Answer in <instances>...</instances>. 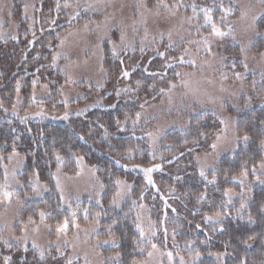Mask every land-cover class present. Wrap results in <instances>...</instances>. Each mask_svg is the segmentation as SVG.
Wrapping results in <instances>:
<instances>
[{
    "label": "rangeland",
    "instance_id": "rangeland-1",
    "mask_svg": "<svg viewBox=\"0 0 264 264\" xmlns=\"http://www.w3.org/2000/svg\"><path fill=\"white\" fill-rule=\"evenodd\" d=\"M38 2L0 0V36L13 39L19 33L32 31ZM63 3L74 16L82 15V21L61 32L51 53L53 65L59 68L62 78L55 83L61 91L60 98L56 101L58 97L53 95L51 100L53 92L48 79L38 82L35 78L28 94L18 91L10 106L0 105V114L65 122L71 116L105 105L104 95L111 92L117 95L123 88H129L125 80L131 66L125 61L119 64L123 79L117 76L113 89H107V57L121 63V53L129 51L133 53L131 62L144 56L148 65L152 56L159 55L160 65L156 69L161 81L154 87L159 95L139 111L145 120L153 160L137 167L144 172L151 194H159L162 208L173 203L170 199L173 193L160 188L154 178L162 158L159 143L165 132L186 126L191 117L200 114L219 125L210 149L196 155L199 174L206 179L214 178L220 159L247 141V135L237 129L238 113L253 104L264 105V0H64ZM16 10L20 12L19 18L13 14ZM42 13L40 18L47 20V9ZM114 77L115 73L108 86ZM262 152V158L250 167V173L233 177L240 190L234 187L225 190L226 212L215 213L207 220L230 215L229 207H235L233 214L240 213L251 199L252 187H264V144ZM24 161L16 150L0 156V261L3 252L13 245H30L42 256L54 253L53 260L63 264H106L110 259L117 260V252L101 250L102 246L113 244V238L99 237L95 221H76L71 207L72 202L101 203L105 185L97 167L78 156L74 170L61 167L53 170V187L62 205L71 211V218L52 224L45 214L39 216L37 210L35 218L22 212L25 200L40 199L50 189L45 181L33 175L28 180L32 194L24 192ZM115 188L110 197L113 206L129 196L131 185L121 178ZM107 201L110 202L109 198ZM137 212L136 225L147 248L133 264H188L168 243L166 221L162 218L156 226L145 202L139 204ZM155 236H162L158 239L161 243Z\"/></svg>",
    "mask_w": 264,
    "mask_h": 264
},
{
    "label": "trees",
    "instance_id": "trees-1",
    "mask_svg": "<svg viewBox=\"0 0 264 264\" xmlns=\"http://www.w3.org/2000/svg\"><path fill=\"white\" fill-rule=\"evenodd\" d=\"M63 2L39 0L32 31L19 33L13 39L0 36V105L10 106L18 91L28 94L35 78L38 82L48 79L53 92L51 100L53 95L58 97L56 101L60 98L61 91L55 83L62 78L59 68L53 65L51 53L61 32L82 21V15L71 14ZM44 9L49 14L47 20L40 18ZM19 13L14 11L13 14H17L14 17L19 18ZM24 22L28 21L24 19ZM130 53H121V63L119 59L107 57V89L112 90L117 76H121L119 64L129 61L131 69L128 72L125 67L129 88H123L117 95L113 92L104 95L105 105L71 116L65 122L0 114V156L18 151L25 160L24 180L27 182L36 175L50 188L40 199L29 197L25 200L23 214L35 218L34 210H37L39 216L45 214L52 224L70 219L71 211L62 205L53 187L52 173L56 167L74 170L75 159L82 156L97 167L105 189L100 204L72 202L71 207L76 221H95L99 237L113 238V244L106 243L101 250L117 252L118 259H110L106 264H133L146 252L147 243L142 240L136 225L138 206L144 202L156 226L162 218L166 221L168 243L187 259L188 264H264V187H252L251 199L240 213L233 214L235 207H229L230 215L206 219L215 213L226 212L225 190L228 187L240 190L233 177L250 173V167L262 158L264 105L253 104L238 113L237 129L247 135V141L220 159L214 178L206 179L199 174L196 155L210 149L211 139L219 130L215 121L198 114L191 117L186 126L165 132L159 143L162 158H159L154 178L160 188L173 193L170 198L173 203L162 208L159 194H151L144 172L137 167L146 166L153 160L149 154L151 142L145 133V120L139 111L159 95L154 92V87L161 81L156 69L160 57L152 56L145 65L147 58L143 56L131 62L133 53ZM113 73L116 77L108 86ZM121 178L129 181L130 194L113 206L110 197ZM26 182L22 189L32 194L31 184ZM160 237L155 236L157 242ZM55 255L42 256L30 245H13L3 252L0 264H63L53 260Z\"/></svg>",
    "mask_w": 264,
    "mask_h": 264
},
{
    "label": "snow or ice",
    "instance_id": "snow-or-ice-1",
    "mask_svg": "<svg viewBox=\"0 0 264 264\" xmlns=\"http://www.w3.org/2000/svg\"><path fill=\"white\" fill-rule=\"evenodd\" d=\"M218 34H222V33H218Z\"/></svg>",
    "mask_w": 264,
    "mask_h": 264
}]
</instances>
